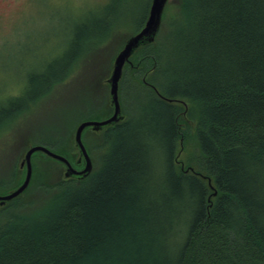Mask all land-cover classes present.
I'll return each mask as SVG.
<instances>
[{"label": "trees", "instance_id": "1", "mask_svg": "<svg viewBox=\"0 0 264 264\" xmlns=\"http://www.w3.org/2000/svg\"><path fill=\"white\" fill-rule=\"evenodd\" d=\"M168 8L170 29L125 66V119L83 136L91 174L65 180L62 163L32 157L29 187L0 208V264H264V0ZM50 70L44 86L72 72L53 81ZM20 102L1 109L0 124ZM103 105L97 118L110 114ZM65 139L39 145L73 163ZM24 177L7 164L0 195Z\"/></svg>", "mask_w": 264, "mask_h": 264}, {"label": "rangeland", "instance_id": "2", "mask_svg": "<svg viewBox=\"0 0 264 264\" xmlns=\"http://www.w3.org/2000/svg\"><path fill=\"white\" fill-rule=\"evenodd\" d=\"M148 2H0V111L3 107L8 108L10 101L22 99L21 109H14L12 114L22 112L12 121L0 124V173L7 171L10 162L11 167L19 168L26 152H22L23 147L28 140V148L32 143L39 145L47 140L63 143L69 137V141L71 138L74 141L75 130L85 119H105L97 118L101 116L103 104L110 111L106 118L111 116L113 109L104 82L111 74L124 36L134 34L135 26L145 16ZM167 6L161 27L164 24L168 31L174 11ZM52 68L54 75L50 79L57 75L53 81L63 79L68 68L72 72L61 83L49 81L47 86L42 85L40 79ZM51 86L54 89L47 93ZM31 99L34 104L24 111V103L29 104ZM89 131L86 130L84 135ZM88 140L91 142L92 139ZM181 154L180 158L184 156ZM20 172L25 176V171Z\"/></svg>", "mask_w": 264, "mask_h": 264}, {"label": "water", "instance_id": "3", "mask_svg": "<svg viewBox=\"0 0 264 264\" xmlns=\"http://www.w3.org/2000/svg\"><path fill=\"white\" fill-rule=\"evenodd\" d=\"M170 1L151 0L144 26L125 41L123 48L116 55L111 74L104 82L108 86L109 105L112 107L113 112L108 118L102 120H85L77 126L74 133L73 145L76 160L72 163L67 157L52 151L48 147L43 145H30L19 163V170L25 171L24 180L14 190L0 195V208L23 195L29 187L33 174L32 157L36 153H41L46 157L62 163L64 165L63 178L65 180H81L91 174L94 163L83 142V133L85 130H90L100 134L108 127L114 126L125 119L120 102V83L123 78L125 66L132 65L131 58L141 47L155 43L161 29L164 10Z\"/></svg>", "mask_w": 264, "mask_h": 264}, {"label": "snow or ice", "instance_id": "4", "mask_svg": "<svg viewBox=\"0 0 264 264\" xmlns=\"http://www.w3.org/2000/svg\"><path fill=\"white\" fill-rule=\"evenodd\" d=\"M0 2H2V0H0Z\"/></svg>", "mask_w": 264, "mask_h": 264}]
</instances>
